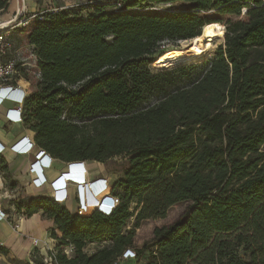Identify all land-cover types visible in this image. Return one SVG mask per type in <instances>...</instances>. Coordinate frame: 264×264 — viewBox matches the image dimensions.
Returning <instances> with one entry per match:
<instances>
[{"label":"trees","instance_id":"trees-1","mask_svg":"<svg viewBox=\"0 0 264 264\" xmlns=\"http://www.w3.org/2000/svg\"><path fill=\"white\" fill-rule=\"evenodd\" d=\"M177 1L191 7L150 5ZM8 6L0 0V12ZM116 6L93 3L88 17L61 6L34 14L18 32L35 64L18 67L31 89L22 112L35 147L66 163L108 167L119 156L122 177L94 195L90 209L100 210L80 215L37 195L15 200L16 211L52 220L54 264H111L130 247L135 264H264V0ZM210 22L225 26L213 57L150 69L162 40L191 39ZM182 201L190 205L179 218L134 245L141 221ZM92 242L103 245L87 254Z\"/></svg>","mask_w":264,"mask_h":264},{"label":"rangeland","instance_id":"rangeland-1","mask_svg":"<svg viewBox=\"0 0 264 264\" xmlns=\"http://www.w3.org/2000/svg\"><path fill=\"white\" fill-rule=\"evenodd\" d=\"M125 0H12L10 3L14 4V12L11 15H5L4 13H10L7 12L8 9L4 10L3 12H0V18H11V20L17 16V18L11 22L9 25L6 27H3V31L5 32L6 37L8 40L12 43L14 50L13 53L10 55L17 59V63L21 64L22 62L24 63L23 65H20L21 67H25V69H31L33 68L32 66L35 64L34 57L32 55L33 52V47L30 45L25 44L24 40L22 39L21 34L18 32V28L23 25V23L26 20H29L33 17L34 14H37L39 12H42L43 10H48L53 8L55 10L54 6H61V8H70L73 12L78 13L82 17H88L92 14V5L93 3H100V4H123ZM145 5V4H143ZM153 5V7L156 8H163V9H168V10H185L189 9L191 7V4L184 3L181 1L177 2H172V3H163V4H150ZM107 10H110V7L106 8ZM187 40L189 42V39H175V40H168L164 39L160 42V44L157 46L155 53L151 56L152 63H150V69L152 71H159L162 69H167L164 67H155V59L162 53L168 51V50H174V49H182L186 43H183L182 41ZM187 42V43H188ZM224 40L223 37L216 38L212 42V46L208 50V53H206L203 57L201 58H196L191 61V63H195L200 65L201 61L203 59H208L214 56L215 54V49L219 44H223ZM202 59V60H201ZM175 67V66H173ZM172 68V67H169ZM202 67H199L198 70H201ZM31 75H34L31 74ZM14 79L19 80L20 77L15 76L13 77L9 82L7 81H0V85H5L7 83L11 84H16L14 82ZM27 94H30V85L28 83L27 87ZM25 96V97H26ZM6 99V98H5ZM157 99L152 98L148 102H146L143 107L145 106H150L153 103H155ZM16 126L15 125H9L10 130H15ZM36 148V147H34ZM33 148V149H34ZM114 162H108V167L103 163L95 160H89L87 161V166H90L89 170V179H95L97 175H100V177H105L108 179L109 184L111 185L115 181H117L119 178L122 177V172L119 170L121 168V163H122V158L119 156H115L113 158ZM89 183L86 185L87 189V195H89V198L86 199V202H84V205L87 208H91L93 205H96V200L93 202L91 200L92 194L95 195V193L92 192L91 188L88 186ZM109 187V186H108ZM18 192V190H17ZM77 193V192H76ZM19 194V192H18ZM21 197L17 198L19 200ZM60 202V201H59ZM190 202L188 201H182L179 202L173 206H171L164 218H157V219H148V220H143L141 221L139 227L136 228L135 230V236H134V245L138 248H141L145 244H150L153 238V228L154 227H159L162 225L169 224L170 222L176 220L179 218L187 208H189ZM76 206V205H75ZM41 218L46 219L41 213ZM16 216V215H15ZM26 215H23L22 218H24ZM21 218V219H22ZM20 219V220H21ZM5 220V219H2ZM18 222L15 225L16 219L14 216L10 219H8L6 222V225L10 226V228L14 230H18L19 227V219H17ZM130 225V224H129ZM53 225L48 229L46 237L41 239L37 236L31 235L28 236L31 238L32 243L33 239H38L39 243L37 246L33 244V249L38 251L39 249V254L36 256L35 259L31 260L32 258L30 257V253L28 256L22 261V262H14V260H10V258H7L6 255L5 258L0 256V264H41L42 263V258L44 255L48 253V248L47 245L52 246V245H57L59 242L58 240H55L52 237L53 233ZM99 246V244H90L88 247H84V252L87 254H92L93 251ZM232 251H235L236 255H241L244 259H247V252L242 247L235 248L233 247ZM1 255V254H0ZM143 259H147V253H144ZM140 263H143V261H140Z\"/></svg>","mask_w":264,"mask_h":264},{"label":"crops","instance_id":"crops-1","mask_svg":"<svg viewBox=\"0 0 264 264\" xmlns=\"http://www.w3.org/2000/svg\"><path fill=\"white\" fill-rule=\"evenodd\" d=\"M11 1L12 0H9V6L7 8V12L10 11V13H4L5 15H11L14 12V4L10 3ZM20 89H22V95L27 94L26 88L20 87ZM18 104L19 103L10 98L3 99L0 104V144L4 147L2 158L7 165V171L11 179L16 182V192L18 190L21 198L37 195L54 197L71 212H74L77 203L76 192L78 191L75 184L77 179L75 175L67 173L65 162L53 159L52 166L44 169L42 172L47 179V184L36 187L30 183L31 175L27 174L28 167L34 160L40 158L44 152L37 147L32 149L30 153L24 154H17L10 150V145L21 137L32 136V133L24 126L23 122H10L5 116L8 109L15 108ZM10 124L16 126L15 130L9 129ZM85 167L89 174L90 166H87V162H85ZM97 177H100V175H97ZM50 182H52V184H50ZM57 185L61 187L55 190L54 186ZM78 190L80 199L83 203L86 202V199L89 198L86 185L84 183L80 184ZM91 200L95 202V196L93 194ZM6 221L7 220H0V245L8 249L7 258L19 263L28 256L33 248L32 240L28 236L34 235L43 239L46 237L48 229L53 225L51 219L41 218L40 212L34 213L30 217L25 216L22 218L19 221L17 231L6 225ZM90 244H99L93 251L94 253L103 245V242L88 243L85 247H88ZM0 256L5 258L2 254Z\"/></svg>","mask_w":264,"mask_h":264},{"label":"built area","instance_id":"built-area-1","mask_svg":"<svg viewBox=\"0 0 264 264\" xmlns=\"http://www.w3.org/2000/svg\"><path fill=\"white\" fill-rule=\"evenodd\" d=\"M119 7L120 4L118 3L117 6L115 7V10L118 9ZM17 16L15 17V19L17 18ZM15 19L13 18L9 22V24L13 22ZM2 28H0V81L9 82L13 77L15 76L19 77L20 74H19L17 59L10 56L13 53L14 47L6 37L5 32L3 31ZM23 64L24 63L22 62L21 65ZM19 80L14 79V82H16V84L7 83L5 85H0V90H3L5 88L8 89L6 94L1 96L0 104L5 98L13 99L17 103H19L17 107L10 108L5 113L7 120L10 122H23L22 104L25 97L24 95H22V91H21L22 89H20L19 87ZM30 137H31V141L25 138V136L21 137L20 139H18L17 141H15L13 144L10 145V150L17 154L30 153L35 146L33 133L32 136ZM3 150L4 147L0 144V220L2 219L8 220L14 216V218L16 219L15 222L16 225V223L18 222L17 219L20 220L24 214L23 212H18L15 209L14 202L15 200H17V198L20 197V195L16 192V187L10 185V181L6 176V171L2 167L3 164H5V161L2 158ZM40 158H37L29 165L27 172V174L31 175L30 183L36 187H40L44 184H47V179L45 178L42 172L44 169L50 168L53 162V159L48 160L47 158H45L42 161V163L46 166V168L42 169L39 164ZM74 162L77 163L72 164L73 162H67V163L65 162L66 168L70 167L73 175H75L77 179L75 184L78 192H77V203L74 212L80 215H84L98 208L89 209L84 205V203L79 197L78 189L80 187V184L84 183L86 185L87 183H89L88 185L89 188H91L92 192L95 194L104 190L107 186H109L111 191V185L109 184L108 179L105 177H97L92 180L89 179L88 170L85 167L86 161H74ZM50 184H52V182H50ZM59 187L61 186L60 185L54 186L55 190H58ZM104 213H109V212H104ZM38 243H39L38 239H33V244H35V246H37ZM47 248L49 251L42 258L41 264H54L53 258L57 252L55 245L52 246L47 245ZM39 252H40L39 250L38 251H36L35 249L31 250L29 252L31 255L30 257L32 258L31 260L35 259L36 256L39 254ZM64 252L68 258H71L73 254V247L72 246L65 247ZM136 261L137 258H136L135 248L130 247L127 248L121 256L113 260L111 264H135Z\"/></svg>","mask_w":264,"mask_h":264},{"label":"bare ground","instance_id":"bare-ground-1","mask_svg":"<svg viewBox=\"0 0 264 264\" xmlns=\"http://www.w3.org/2000/svg\"><path fill=\"white\" fill-rule=\"evenodd\" d=\"M10 21L11 18H0V28L6 27ZM224 33V25L218 22L206 23L201 28L199 35L189 39V42L187 40L182 41L183 43H186L182 49L168 50L160 54L155 59L154 66L160 68H169L183 63H189L196 58H201L206 53H208V50L212 46L213 40L223 37ZM20 87L24 88L22 85H20ZM7 91V88L0 90V99L1 96L6 94Z\"/></svg>","mask_w":264,"mask_h":264},{"label":"clouds","instance_id":"clouds-1","mask_svg":"<svg viewBox=\"0 0 264 264\" xmlns=\"http://www.w3.org/2000/svg\"><path fill=\"white\" fill-rule=\"evenodd\" d=\"M24 97H25V95H24ZM25 138H27L29 141H31V137L30 136H25ZM34 145V144H33ZM35 147V146H34ZM45 158H47L48 160H50V159H54V158H52L49 154H46V153H44L42 156H41V158H40V160H39V164H40V167L43 169V168H46V166L42 163V161L45 159ZM78 161H80V160H78ZM87 162V161H86ZM74 163H77V162H74L73 161V163L72 164H74ZM79 163V162H78ZM67 173L68 174H70V175H72L73 173H72V170H71V168L69 167H67Z\"/></svg>","mask_w":264,"mask_h":264}]
</instances>
